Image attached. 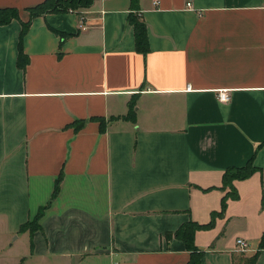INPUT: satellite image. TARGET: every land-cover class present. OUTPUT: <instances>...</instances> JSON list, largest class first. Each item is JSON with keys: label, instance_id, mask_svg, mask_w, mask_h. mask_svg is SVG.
I'll return each mask as SVG.
<instances>
[{"label": "crops", "instance_id": "crops-1", "mask_svg": "<svg viewBox=\"0 0 264 264\" xmlns=\"http://www.w3.org/2000/svg\"><path fill=\"white\" fill-rule=\"evenodd\" d=\"M41 1L0 0L19 14L0 22V250L31 240L20 224L46 206L26 256L186 264L185 242L166 233L210 221L231 189L224 170L252 158L256 169L233 179L238 195L195 242L200 264H233L238 237L264 264V0L46 11L22 38V67V23ZM134 12L148 26L147 53L136 47Z\"/></svg>", "mask_w": 264, "mask_h": 264}, {"label": "trees", "instance_id": "trees-1", "mask_svg": "<svg viewBox=\"0 0 264 264\" xmlns=\"http://www.w3.org/2000/svg\"><path fill=\"white\" fill-rule=\"evenodd\" d=\"M95 0H43L35 5L29 6L30 10V18L28 21H25L22 23L21 32H20V38H19V44H20V51L18 54V60L19 64L22 67H26L27 63L30 61L29 57L25 54V52L22 50V38L26 31L28 30V26L32 19L37 15H42L46 11H59V10H77L80 12L81 8L88 7L90 4H92ZM138 0H132V4H137ZM18 8L17 7H0V22H8L14 17H18ZM130 22L132 25H134V31H135V40H136V47L138 50H140L143 53H147L150 49V44L148 40V26L146 25L145 20L138 14V13H131L129 17ZM256 169V166L252 163V158L249 159L247 163L243 166H236V165H230L224 170L223 174V183L224 185L229 188H231L223 197H222V209L213 211L211 220L208 222H198L194 219H190L186 223H183L180 227L175 229L172 232H167L166 236L168 238H172V235L181 238L185 244L187 250H190V258L186 264H200L201 258L203 257L205 250L200 249L195 242V231L197 229H201L202 227H209L211 226L215 221V216L218 213L223 212V210L226 207V201L229 196L231 195H238L237 188H235V185L233 183V179L235 178H245L246 176L253 173V171ZM62 176L63 172L61 171L59 175L57 176L56 184L54 187L53 194L54 196L59 191L61 183H62ZM46 206H43L39 209V211L35 214L37 215L38 219H40L43 212H41V209H45ZM40 213V214H39ZM32 218L28 219L25 222H22L20 224L21 228L20 230L26 231L28 230L30 232L31 238L36 231V229L42 228L41 224L32 225L30 223V220ZM32 241V240H31ZM264 245V234H263V242L262 246ZM34 246V242L32 241V247ZM258 257V251L253 253H247V252H239L235 253L233 255V264H256V260Z\"/></svg>", "mask_w": 264, "mask_h": 264}, {"label": "rangeland", "instance_id": "rangeland-1", "mask_svg": "<svg viewBox=\"0 0 264 264\" xmlns=\"http://www.w3.org/2000/svg\"><path fill=\"white\" fill-rule=\"evenodd\" d=\"M45 209H41L42 215L38 219L37 215L33 216L30 220L32 225L41 224V218L45 214ZM40 214V213H39ZM32 240V238H31ZM28 237L16 239L14 245L5 246L3 242V248L0 250V264H21L22 257L30 253L32 247V241ZM244 252V251H243ZM25 264H51L50 259L31 258L26 256Z\"/></svg>", "mask_w": 264, "mask_h": 264}, {"label": "built area", "instance_id": "built-area-1", "mask_svg": "<svg viewBox=\"0 0 264 264\" xmlns=\"http://www.w3.org/2000/svg\"><path fill=\"white\" fill-rule=\"evenodd\" d=\"M155 2L157 3L158 0H156ZM187 4H188V6H191V1H188ZM86 26H87V24L85 22V15H81L80 21H79V27L86 28ZM218 97L221 98V99H226L227 100L229 98V93L225 89L220 90L219 93H218ZM237 244H238V247L242 251L248 250L249 241H247L245 238L238 237L237 238Z\"/></svg>", "mask_w": 264, "mask_h": 264}]
</instances>
